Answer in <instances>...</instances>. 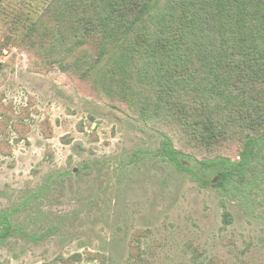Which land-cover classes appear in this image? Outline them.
I'll return each instance as SVG.
<instances>
[{"label": "rangeland", "instance_id": "374dc122", "mask_svg": "<svg viewBox=\"0 0 264 264\" xmlns=\"http://www.w3.org/2000/svg\"><path fill=\"white\" fill-rule=\"evenodd\" d=\"M43 1L1 9L0 211L15 230L0 264H264V160L257 184L227 189L178 169L162 131L197 159L238 161L243 140L189 143L129 116L92 76L34 64L14 37Z\"/></svg>", "mask_w": 264, "mask_h": 264}, {"label": "trees", "instance_id": "16d2710c", "mask_svg": "<svg viewBox=\"0 0 264 264\" xmlns=\"http://www.w3.org/2000/svg\"><path fill=\"white\" fill-rule=\"evenodd\" d=\"M42 3L14 37L34 64L92 76L129 116L159 131L169 127L189 143L211 148L242 138L238 161L197 159L160 132L166 159L203 185L257 184L254 166L264 160V0ZM12 214L0 211V240L15 230Z\"/></svg>", "mask_w": 264, "mask_h": 264}]
</instances>
